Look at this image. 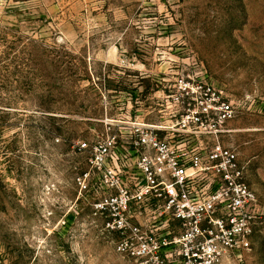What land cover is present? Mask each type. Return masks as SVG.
<instances>
[{"label": "rangeland", "instance_id": "rangeland-1", "mask_svg": "<svg viewBox=\"0 0 264 264\" xmlns=\"http://www.w3.org/2000/svg\"><path fill=\"white\" fill-rule=\"evenodd\" d=\"M180 77L233 107L264 213V0H0V264H132L77 146L159 122ZM222 264H264V224Z\"/></svg>", "mask_w": 264, "mask_h": 264}, {"label": "built area", "instance_id": "built-area-1", "mask_svg": "<svg viewBox=\"0 0 264 264\" xmlns=\"http://www.w3.org/2000/svg\"><path fill=\"white\" fill-rule=\"evenodd\" d=\"M173 90L159 122L79 144L90 171L77 183L98 197L95 211L132 264H222L251 249L264 213L247 165L223 141L233 107L204 82L180 77Z\"/></svg>", "mask_w": 264, "mask_h": 264}]
</instances>
